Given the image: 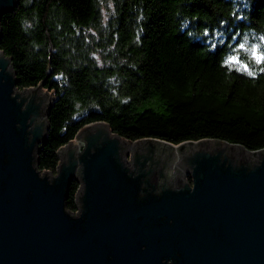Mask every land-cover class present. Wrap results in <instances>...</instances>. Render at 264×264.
Masks as SVG:
<instances>
[{
    "label": "trees",
    "instance_id": "1",
    "mask_svg": "<svg viewBox=\"0 0 264 264\" xmlns=\"http://www.w3.org/2000/svg\"><path fill=\"white\" fill-rule=\"evenodd\" d=\"M0 34L18 88L52 96L39 170L95 121L131 141L264 148V0H19Z\"/></svg>",
    "mask_w": 264,
    "mask_h": 264
},
{
    "label": "water",
    "instance_id": "2",
    "mask_svg": "<svg viewBox=\"0 0 264 264\" xmlns=\"http://www.w3.org/2000/svg\"><path fill=\"white\" fill-rule=\"evenodd\" d=\"M18 3L0 0V17ZM17 83L0 49V264H159L173 236L160 218L172 209L184 225L181 264H264V148L131 141L95 121L77 132L78 144L59 148L55 173L42 171L36 156L52 96L41 83ZM178 168L193 186L168 204L150 178ZM73 181L76 213L65 203ZM142 185L153 192L147 202L138 198Z\"/></svg>",
    "mask_w": 264,
    "mask_h": 264
},
{
    "label": "flooded vegetation",
    "instance_id": "3",
    "mask_svg": "<svg viewBox=\"0 0 264 264\" xmlns=\"http://www.w3.org/2000/svg\"><path fill=\"white\" fill-rule=\"evenodd\" d=\"M127 164L131 165L132 160L130 157L126 159ZM163 174V175H161ZM154 184H156V190H154L155 195L167 197L168 204L169 199L172 194H181L188 189H191L193 186V179L190 172L183 170L182 168L178 169H163L161 171H157L156 173H152L150 178ZM78 185V183H77ZM78 187L76 189L75 195L78 191ZM150 189L140 186V191L138 193V198L141 202H147V198L149 195ZM170 207V206H168ZM68 209V208H67ZM71 212L76 213L77 208L74 210L69 209ZM169 231V234L173 236L166 237L168 240V248L165 253L160 257L159 264H181V253L178 245V239L181 237V234L184 233V225H182V215L178 209H172L170 212V216L166 214L162 215L160 218ZM177 222L176 228L174 227V223ZM144 247V246H143Z\"/></svg>",
    "mask_w": 264,
    "mask_h": 264
},
{
    "label": "rangeland",
    "instance_id": "4",
    "mask_svg": "<svg viewBox=\"0 0 264 264\" xmlns=\"http://www.w3.org/2000/svg\"><path fill=\"white\" fill-rule=\"evenodd\" d=\"M41 92H44V90H42ZM73 143L78 144V139L77 138L73 139Z\"/></svg>",
    "mask_w": 264,
    "mask_h": 264
},
{
    "label": "snow or ice",
    "instance_id": "5",
    "mask_svg": "<svg viewBox=\"0 0 264 264\" xmlns=\"http://www.w3.org/2000/svg\"><path fill=\"white\" fill-rule=\"evenodd\" d=\"M240 47H244V45H240ZM253 55H255V51H253ZM233 61L236 59L235 57L232 58Z\"/></svg>",
    "mask_w": 264,
    "mask_h": 264
},
{
    "label": "bare ground",
    "instance_id": "6",
    "mask_svg": "<svg viewBox=\"0 0 264 264\" xmlns=\"http://www.w3.org/2000/svg\"><path fill=\"white\" fill-rule=\"evenodd\" d=\"M130 150V149H129Z\"/></svg>",
    "mask_w": 264,
    "mask_h": 264
}]
</instances>
